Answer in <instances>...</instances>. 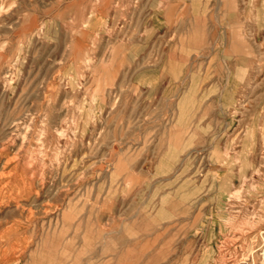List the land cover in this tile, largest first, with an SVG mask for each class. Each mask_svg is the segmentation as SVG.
I'll list each match as a JSON object with an SVG mask.
<instances>
[{
  "label": "rangeland",
  "instance_id": "rangeland-1",
  "mask_svg": "<svg viewBox=\"0 0 264 264\" xmlns=\"http://www.w3.org/2000/svg\"><path fill=\"white\" fill-rule=\"evenodd\" d=\"M0 95V264H264V0H0Z\"/></svg>",
  "mask_w": 264,
  "mask_h": 264
},
{
  "label": "bare ground",
  "instance_id": "bare-ground-1",
  "mask_svg": "<svg viewBox=\"0 0 264 264\" xmlns=\"http://www.w3.org/2000/svg\"><path fill=\"white\" fill-rule=\"evenodd\" d=\"M204 6V5H203ZM206 6V5H205ZM94 9V8H93ZM191 9H193V8H191ZM262 9V8H261ZM203 15V14H202ZM215 20V19H214ZM35 23V22H34ZM35 27H36V25H35ZM202 27V26H201ZM220 39V38H219ZM224 41V40H223ZM215 43V42H214ZM220 43V42H219ZM214 45V44H213ZM214 47V46H213ZM215 48V47H214ZM214 48H213V50H214ZM217 48V47H216ZM217 50V49H216ZM186 51V50H185ZM183 52V51H182ZM187 52H188V50H187ZM189 52H191V51H189ZM184 53V52H183ZM184 55V54H183ZM190 55H192V54H190ZM164 61H166V60H164ZM168 64H170V63H168ZM168 64H167V67H168ZM165 66H166V64H165ZM172 66V65H171ZM163 67V66H162ZM166 67V68H167ZM164 69H165V67H163ZM162 68V69H163ZM171 68H173V66L171 67ZM176 68H177V66H176ZM161 69V70H162ZM170 69V68H169ZM169 69H168V72H169ZM167 70V69H166ZM174 70H175V68H174ZM180 70V69H179ZM172 70H170V72H171ZM173 72V71H172ZM176 72V71H175ZM181 72V71H180ZM165 73V72H164ZM173 74V73H172ZM12 75V74H11ZM5 76V75H4ZM178 77V76H177ZM193 77V76H192ZM174 78V77H173ZM172 78V79H173ZM176 81H177V79L178 78H174ZM173 79V80H174ZM193 79V78H192ZM12 81V80H11ZM11 83V82H10ZM185 84V83H184ZM3 86V85H2ZM177 88V87H176ZM197 88V87H196ZM4 90H6V89H4ZM176 91V90H175ZM177 92V91H176ZM188 92V91H187ZM195 92H196V90H195ZM100 93V92H99ZM178 93V92H177ZM197 93V92H196ZM174 95H175V93H173ZM2 95V94H1ZM0 95V96H1ZM173 95V96H174ZM197 95V94H196ZM194 96V95H193ZM182 97V96H181ZM186 97V96H185ZM93 98V97H92ZM174 98V97H173ZM176 98V97H175ZM179 98V97H178ZM189 98V97H188ZM95 99V98H94ZM182 99V98H181ZM191 101V100H190ZM182 102V101H181ZM203 102H204V100H203ZM179 103V102H178ZM186 103V102H185ZM188 103V102H187ZM193 103V102H192ZM180 105V104H179ZM186 105V104H185ZM25 106V105H24ZM76 106V105H75ZM98 106V105H97ZM177 107V106H176ZM187 107V106H186ZM192 107V106H191ZM99 108V107H98ZM179 108H182V107H179ZM183 108H185V107H183ZM176 109V108H175ZM76 110V109H75ZM180 111H182V110H180ZM99 113V112H98ZM178 113V112H177ZM183 114V113H182ZM189 114V113H188ZM59 115V114H58ZM72 115V114H71ZM97 116V115H96ZM188 116V115H187ZM181 117H184L183 115L181 116ZM186 118V117H185ZM2 119V118H1ZM178 119V118H177ZM182 121H184V120H182ZM1 122V121H0ZM176 122H177V120H176ZM29 123H30V121H29ZM14 124V123H13ZM42 125V124H41ZM179 125V124H178ZM12 126V125H11ZM14 126H16V125H14ZM22 128H23V126H21ZM11 128V127H10ZM25 128V127H24ZM28 128V127H27ZM26 128V129H27ZM20 129V128H19ZM74 129V128H73ZM156 129V128H155ZM28 130V129H27ZM20 131H22V130H20ZM61 133V132H60ZM57 134L59 135V133L57 132ZM56 134V135H57ZM62 134V133H61ZM20 136H22V135H20ZM24 136V135H23ZM67 136V135H66ZM40 137V136H39ZM62 137V136H61ZM8 139V138H7ZM6 139V140H7ZM13 139V138H12ZM94 141V140H93ZM14 142V141H13ZM12 142V143H13ZM37 142V141H36ZM40 142V141H39ZM15 144V143H14ZM6 145V144H5ZM9 145V144H8ZM7 145V146H8ZM12 145V144H11ZM67 145H69V144H67ZM22 146V145H21ZM1 147H2V145H1ZM15 147V146H14ZM96 147V146H95ZM133 147V146H132ZM41 148V147H40ZM19 149V148H18ZM1 150V149H0ZM122 150V149H121ZM170 151V150H169ZM118 153V152H117ZM5 154H7V153H5ZM27 154V153H26ZM119 154V153H118ZM2 155V154H1ZM41 155V154H40ZM7 156V155H6ZM15 156V155H14ZM13 156V157H14ZM26 156V155H25ZM28 156V155H27ZM57 157V156H56ZM3 158V157H2ZM1 158V159H2ZM12 158V157H11ZM10 158V159H11ZM17 158V157H16ZM41 158V157H40ZM7 159V158H6ZM29 159V158H28ZM11 160H13V159H11ZM24 160H26V159H24ZM8 161H10L9 160V158H8ZM123 161V160H122ZM5 162H7L6 160H5ZM22 162V161H21ZM24 162V161H23ZM111 162V161H110ZM93 163V162H92ZM15 164V163H14ZM23 164V163H22ZM88 164V163H87ZM100 164V163H99ZM25 165H27V164H25ZM39 165V164H38ZM51 165V164H50ZM112 165V164H111ZM115 165V164H114ZM42 166V165H41ZM87 166V165H86ZM99 166V165H98ZM109 166V165H108ZM10 167V166H9ZM25 167V166H24ZM30 167H31V164H30ZM39 167V166H38ZM88 167V166H87ZM90 167V166H89ZM32 168V167H31ZM41 168H43V167H41ZM25 169V168H24ZM52 169V168H51ZM60 169V168H59ZM42 169H40V171H41ZM49 170V169H48ZM128 170V169H127ZM196 171V170H195ZM31 172V171H30ZM35 172V171H34ZM33 172V173H34ZM2 173V172H1ZM21 173V172H20ZM10 173H8V175H9ZM39 174H41V173H38V175ZM51 174V173H50ZM97 174V173H96ZM189 174V173H188ZM3 175H5V174H3ZM14 175V174H13ZM25 175H27V174H25ZM57 175V174H56ZM63 175V174H62ZM2 176V175H1ZM6 176V175H5ZM40 176V175H39ZM109 176V175H108ZM2 177H4V176H2ZM33 177H35V176H33ZM57 177V176H56ZM10 178V177H9ZM61 178V177H60ZM23 179V178H22ZM39 179H40V177H39ZM186 179V178H185ZM3 181H6V180H3ZM31 181V180H30ZM39 181V180H38ZM49 181V180H48ZM31 182H33V181H31ZM40 182V181H39ZM42 182V181H41ZM40 182V183H41ZM65 182V181H64ZM3 183V182H2ZM12 183V182H11ZM61 183V182H60ZM102 183V182H101ZM109 183V182H108ZM182 183V182H181ZM1 184V183H0ZM33 184V183H32ZM113 183H111L110 185H112ZM186 184V183H185ZM109 185V184H108ZM184 185V184H183ZM187 185H188V180H187ZM8 186V185H7ZM43 186V185H42ZM103 186V185H102ZM116 186V185H115ZM126 186V185H125ZM26 187V186H25ZM33 187V186H32ZM41 188V187H40ZM39 188V189H40ZM114 188H116V187H114ZM176 188H177V186H176ZM9 189V188H8ZM17 189V188H16ZM32 189V188H31ZM183 189V188H182ZM10 190V189H9ZM8 190V191H9ZM47 190V189H46ZM54 190V189H53ZM66 190V189H65ZM106 190H108V188L106 189ZM110 190H111V188H110ZM210 190V189H209ZM100 191H101V189H100ZM181 191V190H180ZM30 192V191H29ZM42 192V191H41ZM211 192V191H210ZM7 193V192H6ZM112 193H114V190L112 191ZM186 193V192H185ZM188 193V192H187ZM190 193V192H189ZM197 193V192H196ZM232 193H234V192H232ZM238 193V192H237ZM25 194V193H24ZM30 194V193H29ZM1 195V194H0ZM27 195V194H26ZM44 195V194H43ZM106 195V194H105ZM110 195V194H109ZM197 195V194H196ZM203 195V194H202ZM234 195V194H233ZM2 196V195H1ZM5 196V195H4ZM16 196V195H15ZM80 196H81V194H80ZM90 196V195H89ZM185 196H187V195H185ZM235 196V195H234ZM237 196V195H236ZM19 197V196H18ZM27 197V196H26ZM191 197V196H190ZM112 198V197H111ZM177 198V197H176ZM181 198V197H180ZM183 198V197H182ZM186 198V197H185ZM185 198H184V200H185ZM187 198H188V196H187ZM192 198V197H191ZM199 198V197H198ZM235 198V197H234ZM13 199V198H12ZM30 199V198H29ZM77 199H79V198H77ZM80 199H81V197H80ZM190 199V198H189ZM14 200V199H13ZM12 200V201H13ZM143 200V199H142ZM226 200H228V199H226ZM237 200V199H236ZM79 201V200H78ZM90 201V200H89ZM183 201V200H182ZM83 202V201H82ZM147 202V201H146ZM184 202V201H183ZM186 202V201H185ZM84 203H86V202H84ZM88 203V202H87ZM190 203H191V201H190ZM190 203H188L189 205H190ZM206 203V202H205ZM204 203V204H205ZM5 204H7V203H5ZM18 204V203H17ZM49 204V203H48ZM89 204V203H88ZM16 205V204H15ZM44 205H46V204H44ZM60 205V204H59ZM48 206V205H47ZM84 206V205H83ZM90 206V205H89ZM3 207V206H2ZM70 207H71V204H70ZM143 207V206H142ZM24 208V207H23ZM200 208H201V203H200ZM26 209V208H25ZM83 209V208H82ZM198 209V208H197ZM28 210V209H27ZM35 210V209H34ZM71 210V209H70ZM28 211H30V210H28ZM27 212V211H26ZM25 212V213H26ZM43 212V211H42ZM28 214V213H27ZM160 214V213H159ZM29 216V215H28ZM71 216V215H70ZM5 222V221H4ZM250 223H251V221H250ZM258 222H256V224H257ZM255 224V225H256ZM246 226V225H245ZM245 226H240V227H245ZM249 226H250V224H249ZM101 227V226H100ZM253 228V227H252ZM51 229H52V227H51ZM245 229V228H244ZM248 229H250V228H248ZM249 231V230H248ZM240 234V233H239ZM242 234H243V232H242ZM244 239V238H243ZM75 240V239H74ZM83 240V239H82ZM67 241V240H66ZM67 243V242H66ZM58 244H59V242H58ZM82 244H85L84 242L82 243ZM14 246V245H13ZM242 246V245H241ZM12 248V247H11ZM14 248V247H13ZM14 250V249H13ZM65 256V255H64ZM234 257V256H233ZM220 260V259H219ZM219 262V261H218ZM220 263V262H219ZM218 263V264H219ZM236 263V262H235Z\"/></svg>",
  "mask_w": 264,
  "mask_h": 264
}]
</instances>
